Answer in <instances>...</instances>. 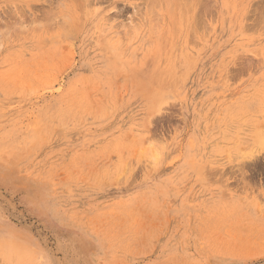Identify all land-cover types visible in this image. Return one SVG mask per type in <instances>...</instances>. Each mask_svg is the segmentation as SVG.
Segmentation results:
<instances>
[{
  "label": "rangeland",
  "instance_id": "1",
  "mask_svg": "<svg viewBox=\"0 0 264 264\" xmlns=\"http://www.w3.org/2000/svg\"><path fill=\"white\" fill-rule=\"evenodd\" d=\"M0 264H264V0H0Z\"/></svg>",
  "mask_w": 264,
  "mask_h": 264
},
{
  "label": "bare ground",
  "instance_id": "2",
  "mask_svg": "<svg viewBox=\"0 0 264 264\" xmlns=\"http://www.w3.org/2000/svg\"><path fill=\"white\" fill-rule=\"evenodd\" d=\"M172 8V7H171ZM22 19H23V17H22ZM72 32V31H71Z\"/></svg>",
  "mask_w": 264,
  "mask_h": 264
}]
</instances>
